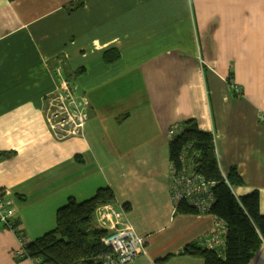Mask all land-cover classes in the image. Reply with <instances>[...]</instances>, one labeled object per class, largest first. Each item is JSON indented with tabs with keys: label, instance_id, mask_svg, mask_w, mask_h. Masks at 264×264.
<instances>
[{
	"label": "crops",
	"instance_id": "0c3cea01",
	"mask_svg": "<svg viewBox=\"0 0 264 264\" xmlns=\"http://www.w3.org/2000/svg\"><path fill=\"white\" fill-rule=\"evenodd\" d=\"M58 68L89 101L82 137L46 122ZM263 111L264 0H0V189L17 226H0V264H36L15 257L21 239L102 188L145 240L133 264H205L187 249L217 219L174 206L169 132L212 133L222 175L243 180L233 193L258 192L264 215Z\"/></svg>",
	"mask_w": 264,
	"mask_h": 264
},
{
	"label": "trees",
	"instance_id": "16d2710c",
	"mask_svg": "<svg viewBox=\"0 0 264 264\" xmlns=\"http://www.w3.org/2000/svg\"><path fill=\"white\" fill-rule=\"evenodd\" d=\"M107 57L111 59L110 51ZM170 159L177 171L187 167L188 172L199 174L211 183L214 202L209 213L227 229L222 257L198 244L189 246L187 253L203 258L205 264H249L264 245V215L260 211L259 193L235 196L232 187L241 185L242 178L236 169L227 178L222 175L214 136L202 131L195 120L184 122L171 140ZM114 200L110 188L99 189L92 199L84 202L70 199L57 212L56 229L27 243L25 258L39 264H103V257L112 248L102 243L108 231L98 228L96 212ZM176 208L182 214H200L187 201H181Z\"/></svg>",
	"mask_w": 264,
	"mask_h": 264
},
{
	"label": "built area",
	"instance_id": "2783aa9c",
	"mask_svg": "<svg viewBox=\"0 0 264 264\" xmlns=\"http://www.w3.org/2000/svg\"><path fill=\"white\" fill-rule=\"evenodd\" d=\"M56 76L60 87L46 101L44 108L46 122L59 139L82 137L89 118L87 111L89 101L85 96L78 95L77 87L65 78L60 68L57 69ZM180 129L181 126H173L169 132L170 137L173 139ZM172 176L171 192L174 206L177 207L181 201H187L202 214L210 212L214 202L211 183H207L199 174L188 172L187 167L180 171L174 168ZM123 216L124 212L115 209L112 204L101 206L96 212L98 228L108 231L102 243L112 248V252L103 257V264H133L138 257L146 253L144 238L131 224L124 221ZM0 226L12 232L17 231L13 200L9 192L3 189H0ZM226 232V226L217 220L216 229L206 236L202 246L222 257ZM20 244L21 249L15 253V257L25 258L27 241L22 238Z\"/></svg>",
	"mask_w": 264,
	"mask_h": 264
},
{
	"label": "bare ground",
	"instance_id": "6f19581e",
	"mask_svg": "<svg viewBox=\"0 0 264 264\" xmlns=\"http://www.w3.org/2000/svg\"><path fill=\"white\" fill-rule=\"evenodd\" d=\"M36 264H37V261H36Z\"/></svg>",
	"mask_w": 264,
	"mask_h": 264
},
{
	"label": "rangeland",
	"instance_id": "374dc122",
	"mask_svg": "<svg viewBox=\"0 0 264 264\" xmlns=\"http://www.w3.org/2000/svg\"><path fill=\"white\" fill-rule=\"evenodd\" d=\"M66 78V77H65ZM70 81V80H69Z\"/></svg>",
	"mask_w": 264,
	"mask_h": 264
}]
</instances>
